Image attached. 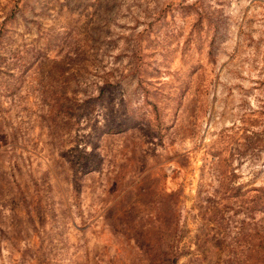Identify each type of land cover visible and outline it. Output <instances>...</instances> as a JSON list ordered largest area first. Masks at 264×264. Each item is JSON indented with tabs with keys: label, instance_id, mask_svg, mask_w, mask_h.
<instances>
[{
	"label": "rangeland",
	"instance_id": "obj_1",
	"mask_svg": "<svg viewBox=\"0 0 264 264\" xmlns=\"http://www.w3.org/2000/svg\"><path fill=\"white\" fill-rule=\"evenodd\" d=\"M157 216L264 251V0H0V264H143Z\"/></svg>",
	"mask_w": 264,
	"mask_h": 264
},
{
	"label": "trees",
	"instance_id": "obj_2",
	"mask_svg": "<svg viewBox=\"0 0 264 264\" xmlns=\"http://www.w3.org/2000/svg\"><path fill=\"white\" fill-rule=\"evenodd\" d=\"M80 159H87V156L81 154L72 165V182L76 186V171L79 167ZM97 164L92 163L87 167L89 172L97 169ZM75 196L78 195V187H73ZM156 231L148 237V239L137 240V255L143 264H175L179 258L176 241L173 236L172 229L168 221L164 217L157 216ZM263 249V247H262ZM252 264H264V251L257 255Z\"/></svg>",
	"mask_w": 264,
	"mask_h": 264
}]
</instances>
